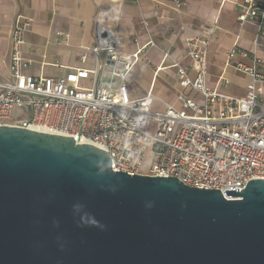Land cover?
<instances>
[{
    "label": "water",
    "instance_id": "water-1",
    "mask_svg": "<svg viewBox=\"0 0 264 264\" xmlns=\"http://www.w3.org/2000/svg\"><path fill=\"white\" fill-rule=\"evenodd\" d=\"M107 148L0 127V264H264V180L202 190Z\"/></svg>",
    "mask_w": 264,
    "mask_h": 264
},
{
    "label": "built area",
    "instance_id": "built-area-1",
    "mask_svg": "<svg viewBox=\"0 0 264 264\" xmlns=\"http://www.w3.org/2000/svg\"><path fill=\"white\" fill-rule=\"evenodd\" d=\"M174 2L177 9L184 6V0ZM239 7L237 21L254 25L256 37L264 36V0H242ZM30 26V18L24 16H17L12 26L7 79L0 82V127L62 135L107 148L113 171L130 176L176 175L189 187L222 189V194L243 191L250 179L264 180V60L254 52L249 66L234 68L249 78L245 96L239 98L206 86L209 38H186L187 66L170 65L177 69L181 90L176 106H171L150 92L129 97L126 81L139 52L120 55L111 36H104L99 27L93 68L72 69L58 80L31 76V63L24 56ZM209 29L214 34L215 27ZM258 39L253 40L254 48ZM236 55L234 47L228 61ZM219 82L228 84L223 78ZM187 90L197 97L187 96ZM156 101L162 110L152 109ZM150 147L152 159L145 174L140 168Z\"/></svg>",
    "mask_w": 264,
    "mask_h": 264
},
{
    "label": "crops",
    "instance_id": "crops-1",
    "mask_svg": "<svg viewBox=\"0 0 264 264\" xmlns=\"http://www.w3.org/2000/svg\"><path fill=\"white\" fill-rule=\"evenodd\" d=\"M241 1L184 0V6L177 9L174 0H0V82L7 79L14 20L24 16L31 20L24 56L31 63L28 73L35 78L58 80L72 69L93 68L92 48L99 27L104 36H111L120 55L139 52L126 81L131 99L150 92L159 101L176 106L181 90L177 69L170 65L187 66L185 39L190 37L209 38L206 86L242 98L249 78L234 68L249 66L253 52L264 60V36L256 37L254 25L237 21ZM212 26L214 34L210 33ZM254 38H259L256 48ZM234 47L237 55L229 62ZM100 60H104L103 53ZM220 78L228 84H221ZM78 85L85 86L83 82ZM185 94L197 97L191 90ZM152 109L160 111L163 106L156 101Z\"/></svg>",
    "mask_w": 264,
    "mask_h": 264
},
{
    "label": "rangeland",
    "instance_id": "rangeland-1",
    "mask_svg": "<svg viewBox=\"0 0 264 264\" xmlns=\"http://www.w3.org/2000/svg\"><path fill=\"white\" fill-rule=\"evenodd\" d=\"M151 159H152V147L149 148V150L147 151V153L145 154L144 158H143V162L140 168V171L142 173H147L148 169L150 167V163H151Z\"/></svg>",
    "mask_w": 264,
    "mask_h": 264
}]
</instances>
